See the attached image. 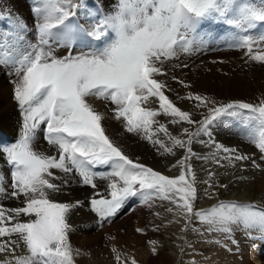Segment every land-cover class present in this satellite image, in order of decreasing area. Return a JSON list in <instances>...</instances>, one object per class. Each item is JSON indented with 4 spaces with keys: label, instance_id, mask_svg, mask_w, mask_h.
<instances>
[{
    "label": "snow or ice",
    "instance_id": "1",
    "mask_svg": "<svg viewBox=\"0 0 264 264\" xmlns=\"http://www.w3.org/2000/svg\"><path fill=\"white\" fill-rule=\"evenodd\" d=\"M95 8L96 15L92 16L88 0H33L31 30L24 21L0 27V67L13 77V98L23 119L19 138L0 148V157L11 166L8 195L23 197L20 207L0 204V264H75L80 250L70 244L68 214L83 202L50 198L62 190L53 182L59 179L54 169L65 174L75 172L82 184L92 189L97 188V177L109 181L107 194L94 192L88 202L101 226L116 217L130 198L140 196L149 207L156 199L172 205L165 211L185 218L181 231L195 220L204 233L223 234L237 248L236 229L249 241L264 240V203L217 200L207 209H194L197 181L188 162L195 155L191 147L194 138L207 135L216 149L211 158L218 165L223 166L221 159L233 166L250 160L259 168L252 156L216 143L212 126L225 120L239 122L244 138L264 159V98L255 104L220 103L189 92L181 98L203 109L202 119L196 120L166 95L171 89L165 80L158 79L168 75L167 61L201 49L204 38L198 29L204 23L231 32V47L264 64V33L257 32L264 27V0H112L107 11L101 10L103 4L98 0ZM78 17L86 23H74ZM4 19L10 21L11 14L0 15V20ZM60 48L66 50L64 55L58 54ZM172 79L191 87L175 76ZM91 97L113 105L114 117L123 122L126 132L142 134L165 154L175 155V149H185V155L173 165L179 174L170 177L131 159L106 134L104 115L89 102ZM150 98L158 102V108L146 106ZM161 115L169 117L173 125L195 127L183 128L187 139H182L159 123L157 117ZM41 125L45 126V141L55 150L53 154L35 148ZM159 133L168 142L158 138ZM221 151L226 155L218 157ZM101 167L109 170L95 171ZM214 175L209 172V177ZM204 183L214 187L207 180ZM215 195L213 192L209 198ZM214 243L227 248L220 240ZM112 251L117 264H129L116 248ZM130 264L137 261L131 258Z\"/></svg>",
    "mask_w": 264,
    "mask_h": 264
},
{
    "label": "bare ground",
    "instance_id": "2",
    "mask_svg": "<svg viewBox=\"0 0 264 264\" xmlns=\"http://www.w3.org/2000/svg\"><path fill=\"white\" fill-rule=\"evenodd\" d=\"M97 2L98 0H88L92 16L96 15L95 5ZM99 2L103 4L102 11H107L112 7V0H99ZM32 6L33 0H0V15L7 17L11 14L12 17L10 21L7 19L0 21L5 22L6 25L16 24L17 21H24L27 23L29 30H31L33 28ZM78 18L82 23H86L83 17ZM205 24L207 32L204 36L207 37H203L204 43L201 49L188 55L181 54L178 60L173 59L167 61L165 66L168 75L166 77H158V79L165 80L171 89V91L166 92V95H168L182 110L191 112L193 118L196 120L202 119L203 109H197L194 101L181 98L187 97L189 92L206 95L220 103L242 101L255 104L258 100L264 98V64L250 60L245 55L244 50H231L232 33L225 35L220 33V30L213 26L214 23ZM0 27H3L2 24H0ZM26 35H28L29 39H32L29 33H26ZM65 51L66 50L63 48L57 49L59 55H64ZM184 65H187V67H184ZM6 72L7 69L0 67V141L2 135L7 134L12 140V143H14L21 133L23 119L18 104L13 98V84L10 82L13 77H7ZM173 76L177 77L178 80H183L186 84L191 85V87L186 88L177 81H174L172 79ZM89 102L92 103L99 112L103 113L104 119L102 124L106 134L109 135L131 159L152 167L154 170H158L162 174L170 177L179 174L178 168L173 167V165L176 164L179 158L185 155V149H175V155L165 154L162 149L158 150V145H154L149 140L143 138L142 134L126 132L123 122L114 117L112 111L113 105L98 100L95 97L89 98ZM146 106L158 108V102H155L154 98H150ZM157 120L159 123L165 124L172 135L179 136L182 139H187V137L182 134L183 128L194 129L195 127L187 123L173 125L169 122L170 118L164 115L157 117ZM225 124L226 123H224V125ZM42 128L43 127L40 126V129L36 133L34 142L35 148L37 151L53 154L55 150L42 138L40 132ZM219 131L220 130L216 131V129L213 130V139L216 143L222 144L225 147L236 148L238 152L252 156L260 167H253L250 160L235 162V166H233L227 160L223 159H221V165L223 166H220L211 158L212 154L216 151L214 145L209 142L205 145L201 143L206 139L209 140V138L206 135L195 137L191 145L195 155L188 161L195 172L197 181L195 210L207 209L216 203L217 200L264 203V159H261V154L254 145L249 143L246 139H244V142H241L229 136L230 133L227 135L226 132L223 134ZM158 138L168 142L163 133H159ZM224 155L226 154L222 151L218 153V157H223ZM203 157H209V159L205 160ZM52 171L59 177V179L53 182L60 184L62 190L58 193H52L50 198L58 202H83L82 206L74 207L68 214V222L71 225L69 241L72 248L74 250L79 248V250L84 253L95 254V252L89 251L93 247L92 245L102 247L103 244L110 243L112 238L117 239L119 233L113 234L106 239V241L99 240L100 229L97 230L98 228H96L95 225L97 226L100 220L98 215L90 210L88 203L94 192L107 194V184L109 181L97 177L95 180L97 188L92 189L90 186L83 185L80 177L75 172L65 174L60 170L54 169ZM209 172H213L215 175L209 177ZM64 180H67L66 185L63 184ZM206 180L214 185V187H209V184L204 183ZM10 184L11 172L7 167L5 159L0 157V188L3 189V191H0V204H3L6 208L23 206V197L15 199L8 195L11 191ZM219 185H227V187L223 188L219 187ZM212 192H215L216 195L210 199L209 196ZM163 202L164 201L158 200V203L162 206ZM126 209V207H123L116 217H119ZM126 220L131 221L133 219L130 217L125 219V221ZM114 224L115 223L111 220L105 221L103 222V227L108 228L109 225ZM184 225L185 224L180 221L176 223L175 228L179 231ZM135 227H142V223ZM114 231L117 230L115 229ZM131 233L132 230H129L128 235H131ZM234 234H236L243 243V252H241L242 255L244 253L243 256H248L246 264H262L257 254H261V256L264 255V240L259 241L258 248L253 250L251 249V245L254 244V242L245 239L242 231L236 229ZM217 236L215 235L216 238ZM223 237L225 238V236ZM209 241L211 242L212 240ZM242 243L240 245H242ZM115 244H117V242ZM230 252L231 251H229V253ZM225 253H227V251ZM229 253L227 254L229 255ZM239 257L241 258V256ZM255 259H258V261H254ZM234 262L236 263V260Z\"/></svg>",
    "mask_w": 264,
    "mask_h": 264
},
{
    "label": "rangeland",
    "instance_id": "3",
    "mask_svg": "<svg viewBox=\"0 0 264 264\" xmlns=\"http://www.w3.org/2000/svg\"><path fill=\"white\" fill-rule=\"evenodd\" d=\"M9 76L10 75H7V77ZM224 123L226 124L224 125ZM224 123L220 125H214L213 130H220L219 132L223 134H225L226 132L227 135H229L230 133L229 136H231L232 138L244 142L245 138L242 134L244 132V129L242 128L240 123H238L237 121L229 120H225ZM208 141L209 140L206 139L201 143L205 145L208 144ZM139 199L141 200L140 196ZM158 200L159 199L150 201L152 205L151 207L143 204L140 201V203L137 204L138 206L134 210H132L129 215H125V210L120 215L123 218L119 221L116 222L115 219H111V221L115 223L114 225H109L108 228H106L103 227L102 224L103 228L100 230L97 229L100 232L99 240L106 241V239H108L115 233H119L118 238H112L110 243L107 242L108 244H103L102 247L92 245L93 247L89 251L95 252V254H88L80 251V255L75 257V264H117L115 255L112 251L113 248H116L118 250V252L121 254L122 259L127 258L129 260V264L131 258H134L137 261V264H246V259L248 258V256H243L244 253L242 255L243 243L240 241L239 237H237L236 234H234V237L236 236L234 239L240 242L239 245L242 243V245L238 246L240 249L237 248L235 244L230 243L232 241L226 238V236L224 238L223 234L204 233L203 226L198 221H195V223L193 222L186 231H177L175 228V225L177 223L176 221L180 220L185 224V218L174 213L169 214V212H166L165 209L167 207H171L172 205H170L167 201H164L162 206L158 203ZM195 206L196 200L194 202V209ZM120 216L118 218H120ZM130 217L133 220H126V222L125 219H128ZM140 223H142V227H140V229H143V231L137 232L136 230L138 228H136L135 226ZM95 227L98 228L96 225ZM115 229L117 231H114ZM194 229H200V231H195ZM129 230H132L131 235H128ZM215 235H218L217 238L215 237ZM212 236H214L215 238ZM209 240H212L213 242L214 240H220L222 244L227 245V248L221 247L220 245L213 243L212 241L210 242ZM152 241H155L156 243H150ZM116 242L117 244H115ZM204 243L206 244V246ZM228 247L229 249H231L230 253L228 251ZM153 248H155V253L153 252ZM226 251L227 253H229V255L225 253ZM239 256H241V258ZM257 257L261 260V263L264 264V255L261 256V254H257ZM235 260L236 263L234 262ZM254 261L257 262L258 259H255Z\"/></svg>",
    "mask_w": 264,
    "mask_h": 264
}]
</instances>
